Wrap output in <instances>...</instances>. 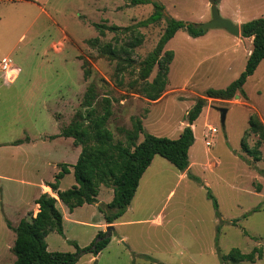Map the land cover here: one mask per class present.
Masks as SVG:
<instances>
[{
  "label": "rangeland",
  "instance_id": "374dc122",
  "mask_svg": "<svg viewBox=\"0 0 264 264\" xmlns=\"http://www.w3.org/2000/svg\"><path fill=\"white\" fill-rule=\"evenodd\" d=\"M153 2L163 5L166 17L193 24L211 19L210 0L138 4L129 0H0V62L6 58L12 61L9 70H0V143L29 136L31 146L37 144L31 150L38 159L52 154L59 164H68L80 146L58 133L82 110L80 103L90 83L96 85L99 97L107 94L112 98L113 115L107 126L115 141L124 140L119 129L131 126L132 115L141 118L144 132L177 138L188 125L187 112L196 99L207 88L226 87L244 70L251 42L223 28H210L199 36L178 29L164 46L174 55L167 76L168 91L156 103L148 101L132 93L127 84L137 76L138 62L155 46L165 18L138 28L143 40L133 53L135 69L132 74L124 73L122 86L114 80L115 61L102 56L87 40L96 36L100 43L113 41L114 36L119 43L128 40V33L110 30L101 36L94 24L122 28L135 24L151 14ZM217 7L221 17L237 25L264 17V0H217ZM84 60L91 69L86 79ZM240 95L239 102L207 99L193 122L190 171L180 177V170L157 155L145 171V205L142 199L139 204L135 201L134 209L125 211L110 229V240L101 253L82 252L75 264H264V143L259 147V160L241 144L252 114L264 122V58L247 77ZM49 108L55 111L53 123ZM220 108H226L224 123ZM206 125L217 132H209ZM40 133H55L60 138L47 147L41 144ZM142 139L140 134L138 141ZM257 140L256 134L247 133L249 147ZM37 165V172H24L27 182L22 187L29 196L37 191L35 182L54 181L61 169L41 160ZM66 173L59 179L62 190L75 183L72 172ZM100 188L98 198L105 203L113 189ZM209 194L217 202L218 215ZM56 207L64 218L63 234L56 230L47 234L48 250L74 251L72 241L84 247L97 239L99 231H106L99 226V210L93 204L70 212L58 200ZM233 247L242 252L261 248L262 256L254 261H223L221 256Z\"/></svg>",
  "mask_w": 264,
  "mask_h": 264
},
{
  "label": "trees",
  "instance_id": "16d2710c",
  "mask_svg": "<svg viewBox=\"0 0 264 264\" xmlns=\"http://www.w3.org/2000/svg\"><path fill=\"white\" fill-rule=\"evenodd\" d=\"M151 0H129L132 4L150 2ZM164 7L158 2H153L151 14L135 24L120 27L95 23L99 35L103 36L106 30L128 33L129 39L122 43L114 36L113 41L100 43L96 36L87 40L88 44L97 48L98 52L110 61H115L114 80L118 86L124 84V73H133L135 69V48L142 43L143 35L138 30L140 26L158 23L165 18V26L155 46L147 55L138 62L137 76L131 79L127 86L133 89L132 93L143 95L149 101L158 100L167 84L169 65L173 59L171 50H164V46L176 31L184 28L189 35L199 36L204 33L196 28L193 23L166 17ZM240 34L244 37H252V49L247 56L244 70L239 76L224 88H207L203 96H199L194 105L187 112L188 125L179 136L171 139L164 136H155L144 132L140 117H130L131 126L120 128L124 140H114L113 132L107 126L113 115L112 98L107 94L99 97L97 87L90 83L81 100L82 110H78L69 123L62 127L58 135L71 137L75 145L80 146V152L75 163L71 165L75 184L64 190H57V198L62 201L69 211L83 204L97 202L96 196L100 185L112 187L113 196L107 203H99L98 210L103 213L106 223L110 224L121 216L129 206L137 189L139 179L151 163L154 155L158 154L172 163L178 170L185 171L189 166L188 149L194 141L191 128L194 120L200 114L207 99H232L237 93H243V84L251 75L259 62L264 58V17L248 20L239 25ZM117 35V34H116ZM119 43V44H118ZM157 67L154 77L149 76L154 67ZM90 66L87 60L83 61V77L90 75ZM248 132L256 134L258 140L251 148L245 138ZM143 139L139 142V136ZM51 137H55L52 135ZM264 143V122L257 114L249 118V130L241 140L242 147L250 153L255 160L261 158L259 149ZM60 171L55 175L54 182H49L51 189L56 190L59 179L68 172V164L61 163ZM213 205L217 211V202L211 194ZM57 198L47 192H43L36 199L38 211L30 219L22 218L16 227L15 240L12 252L15 255L13 264H75L82 252H90L94 256L98 254L109 242L110 235L106 231H99L97 239L84 247H79L75 241L74 251H51L47 249L45 237L56 230L63 234L62 214L56 207ZM262 256L261 248L254 247L250 252H242L233 247L228 254H223L221 259L239 261H254Z\"/></svg>",
  "mask_w": 264,
  "mask_h": 264
},
{
  "label": "crops",
  "instance_id": "0c3cea01",
  "mask_svg": "<svg viewBox=\"0 0 264 264\" xmlns=\"http://www.w3.org/2000/svg\"><path fill=\"white\" fill-rule=\"evenodd\" d=\"M240 24L241 23L238 22V25H240ZM237 37L243 38L244 36H241V34H240ZM246 38L249 42H251V48L248 51V55H249V53L252 49V37L250 36V37H246ZM173 57H174V55H173ZM169 69H170V65H169ZM82 79H84V78H82ZM3 82H4V84H7V85L9 84L7 80H3ZM167 88L168 87L166 84L165 90L163 91L161 97L166 93V91H168ZM240 96H241L240 93H237L235 95L236 99H234V98L229 99V100L212 99V98H208V99H209V101L217 100L220 102L229 103V102H233V101L239 102L238 99ZM160 98L158 100L152 101V102L156 103L157 101L160 100ZM145 99L148 100L147 98H145ZM44 107L48 110V105H45ZM48 114H49V118L51 119V121L53 123L54 117H55V111L50 109V111H48ZM191 128H192V130L194 129V124H191ZM58 132H56V133H58ZM216 132H217V129H216ZM53 134H55V133H50V134L45 133L43 135H42V133H40L39 138L41 139V144H44L48 147L49 144H52L51 141H54L55 139L60 138V136L55 137V138H51V136ZM69 138H71V137H69ZM66 141H68V140L66 139ZM72 141H73V139H72ZM31 145L32 144L30 142L29 136H25L23 138L19 137L17 139H8L7 141L0 143V264H10L12 262V260L15 259V255L13 256V252H12V246H13V243L15 240L14 227L17 226V224L19 223V221L22 218L30 219L32 216L36 215V213L38 211V204L36 203V199L39 197V195L43 192H47L50 195L57 198L56 191L62 190V189H60V180L63 179V176L60 178V180L57 184L58 187L56 190L51 189V187H49V185H48L49 182H54L53 181L54 178L53 179H51V178L41 179L37 183L36 182L34 183L35 184L34 186H36L37 191L31 196L26 194L25 189L22 187V185L26 184V182H27L24 179L25 178V175H24L25 170H27L28 173H29V169L33 170V172H37L39 170L38 165H37V161H40V160L44 161V163L46 165H51L53 168L55 166L57 167L59 165V161L57 159H54V156H52V154H50V155L47 154V155H45L44 158L38 159V157H36V151L34 153H32L33 152L32 150L36 148L37 144L33 142V146H31ZM79 152H80V150H79ZM4 155H6V157H3ZM157 155L158 154L154 155L153 159L151 160V163L146 168V170L150 167V165L152 164L153 160L155 159V157ZM77 156L75 157V159H73L71 162L68 163L69 164V167H68L69 171L66 174H69L71 172L73 174V169H72L71 165L73 163H75ZM63 163H67V162H63ZM190 165L191 164L189 161V166ZM189 166L185 171H181L180 177H185L186 173L188 171H190L191 168ZM145 171L141 175L137 189L133 195V198L131 199L129 206L127 207V209L125 211H132L135 207V205H134L135 201L139 204L140 199H142V205H145ZM141 182H142V191L140 194L139 189L141 187ZM101 186L102 185H100V187ZM100 187H99L98 193L101 190ZM22 189H24V190H22ZM112 196H113V192H112V195L109 194V198H110V199H108L109 201L111 200ZM96 199H97V202L92 203V204L97 207L99 203H103V202H101L99 200L98 194L96 196ZM58 200L59 199L57 198V201ZM109 201H107V202H109ZM107 202H105V203H107ZM70 212H72V211H70ZM119 217H121V216H119ZM62 219H64L63 215H62ZM117 219H115V221L113 223H110L112 225V228H113V225L117 224V222H116ZM98 220H99L98 222H100L99 226L102 229L106 228V226L109 225L108 223L105 222L104 217H103V213H101L100 211H99V215H98ZM101 251L98 254H100ZM98 254H96V255H98Z\"/></svg>",
  "mask_w": 264,
  "mask_h": 264
},
{
  "label": "water",
  "instance_id": "95a60500",
  "mask_svg": "<svg viewBox=\"0 0 264 264\" xmlns=\"http://www.w3.org/2000/svg\"><path fill=\"white\" fill-rule=\"evenodd\" d=\"M211 7V19L203 22L194 24L196 28H200L203 31H206L210 28H223L235 36L240 35V27L237 24H234L231 20L225 19L220 16L219 10L217 7V0H210ZM221 111V122L224 123L226 108H220ZM112 225L109 224L106 226V235H110V229Z\"/></svg>",
  "mask_w": 264,
  "mask_h": 264
},
{
  "label": "built area",
  "instance_id": "2783aa9c",
  "mask_svg": "<svg viewBox=\"0 0 264 264\" xmlns=\"http://www.w3.org/2000/svg\"><path fill=\"white\" fill-rule=\"evenodd\" d=\"M12 67V61L10 58H6L4 59L2 62H0V70L2 71H6L9 70ZM207 129L209 132L211 133H215L216 132V128L211 126V125H206ZM206 145H209L210 142L208 140L205 141Z\"/></svg>",
  "mask_w": 264,
  "mask_h": 264
}]
</instances>
